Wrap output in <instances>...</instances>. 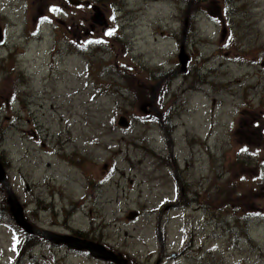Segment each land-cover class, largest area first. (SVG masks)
I'll return each instance as SVG.
<instances>
[{
  "label": "rangeland",
  "instance_id": "obj_1",
  "mask_svg": "<svg viewBox=\"0 0 264 264\" xmlns=\"http://www.w3.org/2000/svg\"><path fill=\"white\" fill-rule=\"evenodd\" d=\"M79 1L106 25L66 0H0V155L26 219L57 234L80 229L137 264H264V0H227L231 18L224 0ZM223 28L235 38L220 54L213 33ZM179 43L193 58L184 74ZM123 66L148 92L138 104L119 85ZM161 112L164 134L147 123ZM130 211L138 218L128 221ZM240 217L247 241L228 230ZM11 224L0 222V264H109L45 240L35 259L25 243L26 256L11 262Z\"/></svg>",
  "mask_w": 264,
  "mask_h": 264
},
{
  "label": "water",
  "instance_id": "obj_2",
  "mask_svg": "<svg viewBox=\"0 0 264 264\" xmlns=\"http://www.w3.org/2000/svg\"><path fill=\"white\" fill-rule=\"evenodd\" d=\"M78 4V3H77ZM94 11L96 12L97 10ZM102 13L96 12L93 16L92 21L95 22V24L97 25H105L104 23H106V21L104 20V18L102 17ZM0 38H1V32H0ZM183 54V55H182ZM185 56L184 52L181 50L178 59L179 62H181V68L180 71L184 72L185 68H186V63L188 61L187 56ZM263 66V63H262ZM160 84V83H159ZM159 84H156L154 88H152V94H151V99L149 100L148 103H144L142 104L139 108L140 111L143 113H147L149 114V112L147 111L148 108H153V100H154V92L155 90H157L159 88ZM155 89V90H154ZM117 125L119 127L122 128H127L128 127V121L125 117H120L119 120L117 121ZM6 175H5V171L0 163V183L4 186V188L6 189L7 192V203L9 205V209H10V213L12 215V217L14 218L16 224L18 226H20L21 228H23L24 231H27V233L31 234H36L38 236H41V238L49 240L52 243L55 244H64L66 245L68 248H71L74 250L78 251H88L90 253L91 256H93L94 258H99V259H103L104 261L110 260L113 261L114 264H129V261L125 258H122L119 255L116 254H112L111 252H107L106 248H104L103 246H97V244L95 243H91L88 240L87 241H83V240H79L77 238L74 239V237L71 236H66V235H55L53 233L50 232H46V231H36L33 228H30L31 226L29 224L26 223V221L23 218V211H22V207L20 206V204L18 203V200L15 198V196L12 193L11 187L9 185V182L6 181ZM137 217V212L135 211V213L129 212L126 216L127 220H134ZM56 236L55 238L52 237ZM58 239V240H57ZM60 239V240H59ZM78 241V242H77Z\"/></svg>",
  "mask_w": 264,
  "mask_h": 264
},
{
  "label": "trees",
  "instance_id": "obj_3",
  "mask_svg": "<svg viewBox=\"0 0 264 264\" xmlns=\"http://www.w3.org/2000/svg\"><path fill=\"white\" fill-rule=\"evenodd\" d=\"M185 2L186 3H188L189 1L188 0H185ZM199 4H201V2L199 3ZM101 65H105V64H101ZM121 79H122V81L121 82H119V85H122V86H125L124 87V90L127 92V97L128 98H133L134 100H135V103L136 104H138L141 100H143V99H145V97L146 96H148L147 94H148V92L146 93V96H145V94H144V91H143V89H142V87H140V86H138V84H137V81H136V76H134V74L132 73V71L131 70H129L128 68H126L125 66H123V75H122V77H121ZM122 83V84H121ZM162 88V87H161ZM126 97V98H127ZM132 119H134V118H132ZM1 156V155H0ZM5 155L3 154V156H1L0 157V162L2 163V165H3V167L4 168H6V165H7V160L5 159ZM76 164H77V166H80V162H76ZM0 188H2L1 186H0ZM231 189V190H230ZM233 189L234 188H226L225 190H224V192L225 191H229V192H227L228 194H227V197L229 196H233ZM0 191L2 192V194H3V190H1L0 189ZM231 191V192H230ZM223 198H226V197H224L223 196ZM70 205H72V202H70ZM2 209V208H1ZM3 210V209H2ZM5 211V210H4ZM65 216V215H64ZM67 217V216H66ZM0 219H4L6 222H11L12 224H11V226H13L14 224H13V222H12V219H11V217L9 216V214H8V211L7 212H3V215H2V213H1V211H0ZM243 221V218L242 217H240V220H238L237 219V221L235 222V225H234V227L233 226H230V224H228V230L229 231H231V232H233L234 234H237V237H241L242 238V240H245V241H247L248 240V235H247V233H246V230H243V227L241 226V224H240V222L239 221ZM28 221L33 225V226H35L33 223H32V221H30L29 219H28ZM229 223V222H228ZM14 227H15V225H14ZM17 230H19L20 231V229L19 228H17V227H15ZM223 231H226V228H224L223 229ZM241 232H242V234H241ZM72 234H74L75 236H78V237H80V238H84L85 237V235L84 234H82L80 231H73L72 230ZM25 235V238H26V245H28L29 247H31L32 245H34L35 243H37V241H39V239L38 238H34V237H32V236H28V235H26V234H24ZM30 251V250H29ZM22 252V251H21ZM20 250L19 249H17L16 250V253H18V257H19V255H20ZM33 252H34V250H33ZM16 264H17V262H16Z\"/></svg>",
  "mask_w": 264,
  "mask_h": 264
},
{
  "label": "snow or ice",
  "instance_id": "obj_4",
  "mask_svg": "<svg viewBox=\"0 0 264 264\" xmlns=\"http://www.w3.org/2000/svg\"><path fill=\"white\" fill-rule=\"evenodd\" d=\"M53 10H55V9H53ZM45 19H46V18H45ZM111 34H112L111 32L108 33V35H111Z\"/></svg>",
  "mask_w": 264,
  "mask_h": 264
},
{
  "label": "flooded vegetation",
  "instance_id": "obj_5",
  "mask_svg": "<svg viewBox=\"0 0 264 264\" xmlns=\"http://www.w3.org/2000/svg\"><path fill=\"white\" fill-rule=\"evenodd\" d=\"M161 122H162V121H161ZM161 122H160V124H162Z\"/></svg>",
  "mask_w": 264,
  "mask_h": 264
},
{
  "label": "bare ground",
  "instance_id": "obj_6",
  "mask_svg": "<svg viewBox=\"0 0 264 264\" xmlns=\"http://www.w3.org/2000/svg\"><path fill=\"white\" fill-rule=\"evenodd\" d=\"M251 239V238H250Z\"/></svg>",
  "mask_w": 264,
  "mask_h": 264
}]
</instances>
